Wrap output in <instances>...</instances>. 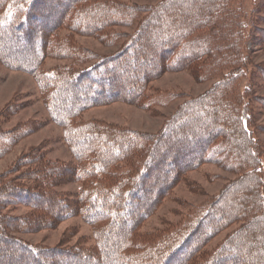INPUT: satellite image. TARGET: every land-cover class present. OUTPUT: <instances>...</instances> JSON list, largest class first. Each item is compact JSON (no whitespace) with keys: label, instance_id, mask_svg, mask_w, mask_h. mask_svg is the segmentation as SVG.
Returning <instances> with one entry per match:
<instances>
[{"label":"trees","instance_id":"obj_1","mask_svg":"<svg viewBox=\"0 0 264 264\" xmlns=\"http://www.w3.org/2000/svg\"><path fill=\"white\" fill-rule=\"evenodd\" d=\"M261 9L264 0H161L138 7L118 0H0V64L35 78L73 160L65 164L34 149L0 175V264H264V153L250 132L253 117L241 103L247 87L241 92L238 85L250 63L246 46L255 38L246 28ZM113 26L135 28L115 55H89L74 39L94 36L113 45L121 39ZM49 58L70 63L45 69ZM90 58L97 61L73 69ZM181 69L198 78L220 73L212 94L183 103L177 121L159 135L80 121L87 108L116 98L151 111L158 103L149 93L151 79ZM208 109L212 119L203 114ZM196 110L202 113L199 124L187 122ZM25 127L30 128L0 130V159L28 133ZM210 146V153L219 150L227 159L225 167L240 171L235 185L192 209L201 212L195 223V214L188 212L155 235L134 236L155 201L151 190L166 193L181 171L206 160L203 151ZM69 181L79 187L67 198L56 187ZM20 206L28 212L9 215ZM125 206L129 213L120 219ZM71 216H81L91 227L92 246L51 250L12 236L51 228ZM233 222L241 227L194 262L207 239Z\"/></svg>","mask_w":264,"mask_h":264},{"label":"rangeland","instance_id":"obj_2","mask_svg":"<svg viewBox=\"0 0 264 264\" xmlns=\"http://www.w3.org/2000/svg\"><path fill=\"white\" fill-rule=\"evenodd\" d=\"M159 1L161 0H118V2L131 7L154 5ZM246 2L249 3L250 0H246ZM245 6V8H248L247 5ZM113 30L121 34V37H119L121 39L116 40L113 45L100 41L94 36L77 34L74 39L81 50H85L89 55L97 58L109 57L118 53L123 42H127V33H132L135 28L113 26ZM246 30L253 34L255 38L251 39L252 44L249 43L246 46L250 63L246 67V76L239 79L238 85L241 92L247 87V95L241 94V103L245 104L246 108L244 106V109H247L253 117L250 118L252 119L250 120V132L254 140L262 146L264 153V9L258 12L256 21H253L252 26L248 25ZM254 43H257V45ZM97 58H90L87 62L78 65L76 68L73 67V69L79 70L89 67L97 61ZM69 63L70 60L49 58L45 60V69L60 67ZM219 73L220 71H212L207 78H198V75L184 69L159 72L151 79L149 84L150 95H154L158 99L157 105L153 106L151 111L138 108L132 102H128L126 98V101L125 99L116 98L87 108L79 118L82 122L100 121L150 137L157 136L167 128L166 126L170 127L172 120L177 121L178 112L181 111L178 109L183 107V103L188 100L202 99V97L207 98L212 94H210V91L217 83ZM159 101L163 104H160ZM205 102L207 103V101ZM222 108L225 109L226 107ZM203 114L207 119H212L210 109L204 110ZM217 116L218 114H216ZM199 117H202V113L196 110L188 117L187 122L192 121V123L199 124L197 119ZM20 125H28L30 128H23V132L28 131V133L22 135L14 143L11 151L0 159V175L8 172L21 157L34 149H39L51 160L72 164V155L63 138V129L51 121L47 108L40 97L35 78L29 73L12 69L2 63L0 64V130L10 131ZM225 126L229 127V125ZM220 127L225 128L224 125ZM211 148L212 146L203 151L206 160L197 167L181 171L166 193L162 192L158 195L156 193L158 188L155 187L151 190V196L155 198V201L147 216L141 218L142 220L138 223L137 229L135 228L133 231L134 236L141 238L145 235H155L168 226L176 225L192 209L200 208L210 198L218 197L228 185H235L234 182L240 177V171L234 168L231 171L225 167L228 165L227 159L223 161L218 152L219 150L213 151L214 154L210 153ZM113 151L117 153L116 149H113ZM154 152V150H151L149 154L153 155ZM262 160V163H264V158ZM183 164L176 166L179 167ZM163 177L162 180L165 184ZM262 177L264 178V172H262ZM158 184L160 185V181H158ZM78 187V184L69 181L58 185L56 190L69 198L71 195H75ZM147 195L150 196V192ZM128 198L134 199L131 195ZM139 209L136 212L137 214ZM9 210L11 216H22L29 209L20 206ZM129 210V207L124 208V216L120 219H124ZM191 213L195 214L194 217L196 218L200 216L201 212L194 210ZM194 220L192 223H195L197 218ZM206 222L204 221L202 224H209H206ZM240 227V222H233L223 230L214 232V235L207 239L200 249L201 252L193 256L194 262L204 260L208 255L210 256ZM130 229L131 227L127 228V231ZM189 230L187 229V231ZM183 231L185 232V230ZM92 234L91 227L83 221L81 216H71L57 221L51 228H37L30 232H17L12 236L32 246L51 250L73 251L78 246L81 248L92 246ZM190 242L191 239L187 244L185 253L191 247ZM197 256L199 259H197ZM162 262L163 260L160 263Z\"/></svg>","mask_w":264,"mask_h":264}]
</instances>
